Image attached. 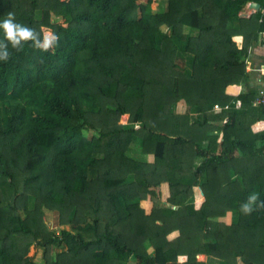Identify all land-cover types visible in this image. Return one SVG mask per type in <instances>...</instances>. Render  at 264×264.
<instances>
[{
    "label": "trees",
    "instance_id": "16d2710c",
    "mask_svg": "<svg viewBox=\"0 0 264 264\" xmlns=\"http://www.w3.org/2000/svg\"><path fill=\"white\" fill-rule=\"evenodd\" d=\"M250 2L264 6L0 0V19L60 37L0 61V264H36L38 249L42 264H264V210L239 211L264 199V107L244 68L249 47L264 51V11L240 17ZM134 143L151 162L127 155Z\"/></svg>",
    "mask_w": 264,
    "mask_h": 264
},
{
    "label": "clouds",
    "instance_id": "9594fccd",
    "mask_svg": "<svg viewBox=\"0 0 264 264\" xmlns=\"http://www.w3.org/2000/svg\"><path fill=\"white\" fill-rule=\"evenodd\" d=\"M0 61L8 62L13 52H21L25 45L32 49L48 53L54 50L60 37L57 33L46 30L43 26L38 30L29 25L17 21L15 14L9 12L7 16L0 19ZM11 49V51H10ZM264 210V199L258 193H250L244 203L240 205L239 211L244 215H250L254 211Z\"/></svg>",
    "mask_w": 264,
    "mask_h": 264
},
{
    "label": "rangeland",
    "instance_id": "374dc122",
    "mask_svg": "<svg viewBox=\"0 0 264 264\" xmlns=\"http://www.w3.org/2000/svg\"><path fill=\"white\" fill-rule=\"evenodd\" d=\"M139 3H142L143 0H138ZM162 6V4H161ZM158 10L161 9V7L158 6L157 8ZM39 13L36 12V17H38ZM161 31L165 34V35H169V30L165 29V28H161ZM183 34H185L186 36L189 37H195L197 35V30L195 29H189V28H184L183 29ZM182 44V43H181ZM173 62L176 66V70L189 75L191 72V64H192V56L183 52L181 49H178L177 52L175 53ZM175 111L179 112L180 114L185 113L187 111L186 107L183 106L181 103H177L175 105ZM188 119L189 122H193L197 119V116L194 114H190L188 113ZM122 125L125 124L124 121L120 122ZM220 137V135H219ZM127 155L130 156L133 159H137V161H146V158H149V160H151V156L147 157L145 155L141 154L140 151V147L137 143H134V145H132L130 147V149L127 152ZM186 162V161H185ZM195 163L199 164V161L197 160ZM90 176V175H89ZM129 180H131L129 178ZM163 187L161 188V196H160V202L162 206H167V204L165 203V199L168 196V192L166 189V186L162 185ZM192 201L189 199L188 201H186V204H190ZM173 210H175V207L172 208ZM42 212L44 214V222L45 225L47 227V229L52 230L54 232H56V228H57V214L56 212H52V211H48L45 209H42ZM218 221V219H217ZM177 232L173 231L171 233H169L168 235H166V240L170 241L173 238H175L177 236ZM60 251V249L58 248H54L53 249V253H56ZM52 253V254H53ZM33 262H35L36 264H42V260H41V251L38 249L36 251V253L34 254L33 257ZM195 260L197 262H203L204 264H214L217 263V260L211 258V257H206L204 255L201 256H196ZM133 264V263H132Z\"/></svg>",
    "mask_w": 264,
    "mask_h": 264
},
{
    "label": "built area",
    "instance_id": "2783aa9c",
    "mask_svg": "<svg viewBox=\"0 0 264 264\" xmlns=\"http://www.w3.org/2000/svg\"><path fill=\"white\" fill-rule=\"evenodd\" d=\"M261 11H264V6L262 7ZM260 36L264 41V29L260 33ZM250 53H251V49L248 48L246 51V56L244 58V68H245V71L247 70L248 72L254 73V77L252 78V84L255 88L256 95L253 99L252 105L264 107V67H259V68L251 67L249 59H248ZM219 109H220V106L216 104L213 105L211 108V110L213 111H217Z\"/></svg>",
    "mask_w": 264,
    "mask_h": 264
},
{
    "label": "crops",
    "instance_id": "0c3cea01",
    "mask_svg": "<svg viewBox=\"0 0 264 264\" xmlns=\"http://www.w3.org/2000/svg\"><path fill=\"white\" fill-rule=\"evenodd\" d=\"M246 6L239 13L240 17L247 18L251 15V14H248V12L246 10ZM261 9H258V11L259 10L261 11ZM249 48L251 49V53L248 57L249 62H250V66L255 67V68L264 67V55H263L264 51H263V48L260 46H254V47H249ZM246 72H248V71L246 70ZM248 74L250 75L249 83L253 86L252 78L254 77V73L248 72ZM145 156L149 157L151 155H145ZM146 159H147L146 162H151L152 156H151V160H149V158H146ZM162 185L166 186L165 184H162ZM162 185H161V188L163 187ZM160 193H161V190H160ZM147 206H148L147 203H145L144 209L147 210Z\"/></svg>",
    "mask_w": 264,
    "mask_h": 264
},
{
    "label": "water",
    "instance_id": "95a60500",
    "mask_svg": "<svg viewBox=\"0 0 264 264\" xmlns=\"http://www.w3.org/2000/svg\"><path fill=\"white\" fill-rule=\"evenodd\" d=\"M258 9H259V5L257 3H254V2H250L246 6V10H247L248 14H253V13L257 12Z\"/></svg>",
    "mask_w": 264,
    "mask_h": 264
}]
</instances>
